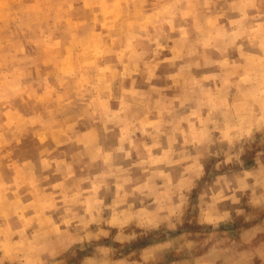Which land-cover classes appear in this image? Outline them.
I'll list each match as a JSON object with an SVG mask.
<instances>
[{"label": "rangeland", "instance_id": "obj_1", "mask_svg": "<svg viewBox=\"0 0 264 264\" xmlns=\"http://www.w3.org/2000/svg\"><path fill=\"white\" fill-rule=\"evenodd\" d=\"M264 240V0H0V264H193Z\"/></svg>", "mask_w": 264, "mask_h": 264}, {"label": "clouds", "instance_id": "obj_2", "mask_svg": "<svg viewBox=\"0 0 264 264\" xmlns=\"http://www.w3.org/2000/svg\"><path fill=\"white\" fill-rule=\"evenodd\" d=\"M193 264H264V240L245 233L238 241L221 242Z\"/></svg>", "mask_w": 264, "mask_h": 264}]
</instances>
